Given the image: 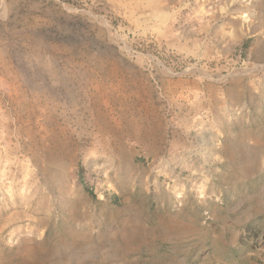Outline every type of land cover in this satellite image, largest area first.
<instances>
[{
  "label": "rangeland",
  "instance_id": "1",
  "mask_svg": "<svg viewBox=\"0 0 264 264\" xmlns=\"http://www.w3.org/2000/svg\"><path fill=\"white\" fill-rule=\"evenodd\" d=\"M244 26L264 0H0V264L246 262L264 37Z\"/></svg>",
  "mask_w": 264,
  "mask_h": 264
},
{
  "label": "crops",
  "instance_id": "2",
  "mask_svg": "<svg viewBox=\"0 0 264 264\" xmlns=\"http://www.w3.org/2000/svg\"><path fill=\"white\" fill-rule=\"evenodd\" d=\"M249 30V37H251L253 40H257L258 38L264 37V29H256V26H244ZM4 60V59H3ZM0 71L2 72V75H7V77H12V70L10 65L7 62L0 61ZM19 74V73H18ZM20 75V74H19ZM16 73L13 74L14 81L15 79L19 78ZM22 77V78H21ZM20 79H22V86L26 89V92L32 90V91H38L46 94L47 87H55L53 84L47 83V80L44 77L31 75V77H25L21 76ZM3 79V78H0ZM55 83V82H53ZM29 89V90H28ZM258 250L255 246L248 247L246 250L244 256L246 258V262L244 263H237V262H225V261H219L218 263L213 264H259L258 258H257Z\"/></svg>",
  "mask_w": 264,
  "mask_h": 264
},
{
  "label": "built area",
  "instance_id": "3",
  "mask_svg": "<svg viewBox=\"0 0 264 264\" xmlns=\"http://www.w3.org/2000/svg\"><path fill=\"white\" fill-rule=\"evenodd\" d=\"M256 244H257V258L259 264H264V231L261 232L257 237H256Z\"/></svg>",
  "mask_w": 264,
  "mask_h": 264
},
{
  "label": "trees",
  "instance_id": "4",
  "mask_svg": "<svg viewBox=\"0 0 264 264\" xmlns=\"http://www.w3.org/2000/svg\"><path fill=\"white\" fill-rule=\"evenodd\" d=\"M246 47V46H245Z\"/></svg>",
  "mask_w": 264,
  "mask_h": 264
}]
</instances>
